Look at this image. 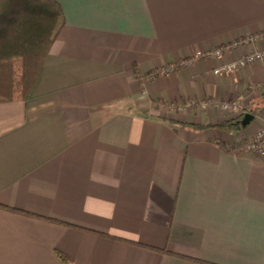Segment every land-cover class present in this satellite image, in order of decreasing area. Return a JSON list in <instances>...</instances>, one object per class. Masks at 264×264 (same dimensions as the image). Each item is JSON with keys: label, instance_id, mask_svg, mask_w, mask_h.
Returning <instances> with one entry per match:
<instances>
[{"label": "crops", "instance_id": "obj_1", "mask_svg": "<svg viewBox=\"0 0 264 264\" xmlns=\"http://www.w3.org/2000/svg\"><path fill=\"white\" fill-rule=\"evenodd\" d=\"M57 1L38 81L23 99L14 57L0 100V204L40 216L0 208V264H264V154L241 149L264 127V56L212 72L264 48L232 45L264 33V0Z\"/></svg>", "mask_w": 264, "mask_h": 264}, {"label": "trees", "instance_id": "obj_2", "mask_svg": "<svg viewBox=\"0 0 264 264\" xmlns=\"http://www.w3.org/2000/svg\"><path fill=\"white\" fill-rule=\"evenodd\" d=\"M63 25V10L57 0H0V100L9 101L13 98L11 59L14 57L21 59L22 98H27L39 79L43 60ZM240 116L222 120L215 126L229 132L238 131L241 127ZM0 208L27 216L40 217L4 204H0ZM49 220L56 222L53 219ZM105 235L188 260L205 262L196 257L169 251L164 247L110 234ZM57 255L65 264H72L71 258L64 253L58 252Z\"/></svg>", "mask_w": 264, "mask_h": 264}, {"label": "built area", "instance_id": "obj_3", "mask_svg": "<svg viewBox=\"0 0 264 264\" xmlns=\"http://www.w3.org/2000/svg\"><path fill=\"white\" fill-rule=\"evenodd\" d=\"M264 37V33H254L247 37H244L238 41H235L232 43V45H243L247 43H256L260 41ZM230 49L229 45H224L217 48L212 49H205V50H199L196 51L193 54L194 58H206V57H216L221 54H223L224 51ZM264 56V48L260 46L259 48H256L255 50L245 52L241 56H239L237 59L227 62L222 66H218L213 69L214 74H218L220 72H227L231 71L233 69H236L237 67L245 66L248 63L255 62L259 59H261ZM172 66H168L165 68H162L160 72H167L170 69H172ZM192 104H195V101L191 102ZM189 104H185L184 106L187 107ZM199 105L201 107H206L207 105H213L220 108L222 111L232 112V113H238L239 106L238 104L232 100H218V99H208V100H202ZM264 133V127L261 128L257 134L255 135H247L241 145V149L244 151L250 153V154H264V140L262 139V134Z\"/></svg>", "mask_w": 264, "mask_h": 264}, {"label": "rangeland", "instance_id": "obj_4", "mask_svg": "<svg viewBox=\"0 0 264 264\" xmlns=\"http://www.w3.org/2000/svg\"><path fill=\"white\" fill-rule=\"evenodd\" d=\"M21 69H22V65H21ZM179 112V111H178Z\"/></svg>", "mask_w": 264, "mask_h": 264}]
</instances>
